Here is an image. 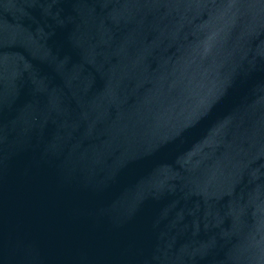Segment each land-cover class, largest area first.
<instances>
[{"label": "water", "instance_id": "95a60500", "mask_svg": "<svg viewBox=\"0 0 264 264\" xmlns=\"http://www.w3.org/2000/svg\"><path fill=\"white\" fill-rule=\"evenodd\" d=\"M0 264H264V0H0Z\"/></svg>", "mask_w": 264, "mask_h": 264}]
</instances>
